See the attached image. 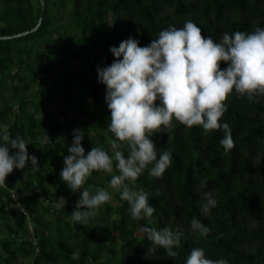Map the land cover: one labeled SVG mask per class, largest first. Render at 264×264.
<instances>
[{"label":"trees","instance_id":"1","mask_svg":"<svg viewBox=\"0 0 264 264\" xmlns=\"http://www.w3.org/2000/svg\"><path fill=\"white\" fill-rule=\"evenodd\" d=\"M188 20L218 41L225 32L264 28V0H45V8L41 0H0V134L9 127L11 138L24 139L38 161L35 168L29 160L25 169H13L7 187L0 186V264H186L194 248L227 264H264V96L249 102L233 90L226 99L219 122L230 125L235 145L227 153L222 129L205 134L202 126L188 128L175 118L166 133L149 137L157 159L171 151L161 177L148 175L153 162L130 184L149 194L151 217L135 220L128 202L108 188L118 175L113 161V173L93 172L83 187L108 188L117 204H103L85 225L68 220L83 191L73 193L60 179L73 130L85 132V155L93 146L114 155L106 149L115 137L107 131L111 113L97 66H110L109 49L122 41L131 37L144 47ZM58 98L61 107L51 115ZM206 193L217 201L208 215L201 212ZM193 218L210 229L207 236L192 230ZM142 226L181 233L177 255L153 247Z\"/></svg>","mask_w":264,"mask_h":264},{"label":"clouds","instance_id":"2","mask_svg":"<svg viewBox=\"0 0 264 264\" xmlns=\"http://www.w3.org/2000/svg\"><path fill=\"white\" fill-rule=\"evenodd\" d=\"M109 50L114 61L107 67L97 66V72L98 82L106 86V103L111 113L107 131L115 137L111 143L114 155L110 157L105 150L94 146L85 155L81 143L85 132L77 128L72 132V144L60 173V179L73 193L83 189L70 215L73 222L81 225L87 224L103 204L112 200L108 188L119 192L120 199L128 202V212L135 220L153 215L155 209L149 206V194L132 190L130 184L134 185L153 162L154 167L148 170L151 177L159 178L169 168L171 151L162 152L157 159L156 144L149 137L166 133L173 118L188 128L202 126L205 134L222 129L225 135L220 145L227 153L235 145L230 125L219 122L227 111L226 99L233 90L241 97L246 96L249 102L264 96V28L261 27L251 32H225L215 41L212 36H203L201 28L188 20L182 28L162 30L147 46H139V41L130 37L118 48ZM222 62L228 65L224 70L220 68ZM50 139L46 135L43 142L49 143ZM0 140L3 141L0 186L7 187L5 180L13 169H25L29 160L35 168L38 161L37 157L28 155V144L19 135L12 139L10 131L5 129ZM9 145L15 150L11 155ZM122 146L127 156L120 150ZM113 161L118 175L111 176L108 188H97L93 193L91 186L83 187L93 172L113 173ZM204 199L201 212L208 215L217 201L210 193ZM191 228L202 237L210 232L196 218L191 220ZM141 231L148 234L153 247L165 249L168 257L177 255L173 248L179 246L181 233L167 227L158 231L142 226ZM77 256L73 254L74 258ZM186 264H227V261L208 259L203 249L194 248Z\"/></svg>","mask_w":264,"mask_h":264},{"label":"rangeland","instance_id":"3","mask_svg":"<svg viewBox=\"0 0 264 264\" xmlns=\"http://www.w3.org/2000/svg\"><path fill=\"white\" fill-rule=\"evenodd\" d=\"M58 75L59 74L56 73V71H53L52 74H51V80L56 81V78L58 77ZM35 90H36V88H33L32 92H34ZM61 104H62V99H60V98H58L56 102L51 103V105L49 107L50 114L52 115L58 108H60ZM68 119L74 120V116H72V114H70L68 116ZM10 127L13 128V126H10ZM5 129L9 130V127H7V126L3 127L2 131H4ZM2 131H1V134H2ZM91 134L94 135V132L91 131ZM106 149L113 150L111 145H110V143L108 144ZM110 190H111V188H110ZM112 191H114V190L112 189ZM112 202L117 204V201H116V199L114 197L112 199ZM62 206H64V205L62 204ZM68 220L71 221L72 224L74 225V222L72 220H70V219H68Z\"/></svg>","mask_w":264,"mask_h":264},{"label":"built area","instance_id":"4","mask_svg":"<svg viewBox=\"0 0 264 264\" xmlns=\"http://www.w3.org/2000/svg\"><path fill=\"white\" fill-rule=\"evenodd\" d=\"M45 198L43 197L41 200H44ZM47 202H48V200H47ZM28 229H29V232L31 233V234H33L34 233V226H33V223L31 222V221H29V227H28ZM33 240H35L34 238H33ZM35 243L37 244V241H35Z\"/></svg>","mask_w":264,"mask_h":264},{"label":"water","instance_id":"5","mask_svg":"<svg viewBox=\"0 0 264 264\" xmlns=\"http://www.w3.org/2000/svg\"><path fill=\"white\" fill-rule=\"evenodd\" d=\"M41 2H42V4H43V7L45 8V0H41ZM42 22H43V20H41V21H40V23H39V25L37 26V28H36V29H34L32 32H35V31H37V30L40 28V26H41Z\"/></svg>","mask_w":264,"mask_h":264}]
</instances>
